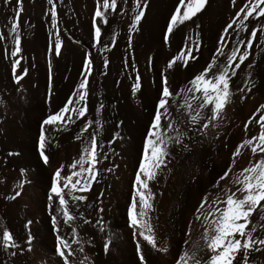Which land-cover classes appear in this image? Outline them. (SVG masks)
<instances>
[{
	"label": "bare ground",
	"instance_id": "obj_1",
	"mask_svg": "<svg viewBox=\"0 0 264 264\" xmlns=\"http://www.w3.org/2000/svg\"><path fill=\"white\" fill-rule=\"evenodd\" d=\"M54 2L63 43L59 57H51L53 92L50 105L45 103L49 83L48 49L55 37L51 34L47 0H22V65L29 71L20 85L12 82L10 64L3 58L4 49L10 44L8 41L0 42V220L25 248L22 254L15 257H8L0 250V261L6 260L8 264H57L54 235L45 211L46 193L51 172L60 163L67 164L78 156L79 142L72 139L74 132L57 134L58 147L49 149L50 164L43 166L36 151V138L41 118L49 110L62 106L79 83L82 59L85 53L91 52L94 66L89 78L88 119L97 117L95 110L102 102L104 108L100 109L99 118L103 129L100 138L108 151V159L103 160L99 167H108L112 171H105L99 183L93 185V191L88 193L89 202H93L94 196L102 191L103 196L97 203L104 209L98 214L89 210L93 224L97 215L102 218L104 232L101 233L98 226H84L94 241V247L88 251L94 257L95 264H138L135 240L127 225L126 209L142 140L157 97L158 75L164 70L167 60L184 48L188 35L197 32L201 37L200 52L196 53L198 59L190 60L187 68L168 71L167 76L170 84L178 87L201 70L211 59L222 27L244 0H237L236 6L230 0H207L204 9L193 17V21L174 30L166 46L162 42V35L179 0H148L139 31L132 34L131 48L127 38L131 0L127 5L118 0L125 11L112 13L108 24L100 25L102 37L99 45L93 39L92 29L96 0ZM13 10L12 3L5 6L0 0V33L7 31L6 25ZM252 26H256L254 21ZM114 32L117 34L115 45L111 42ZM244 35L246 33L241 34L242 37ZM105 44L108 45L106 51L103 47ZM105 59L109 61L107 68L104 67ZM220 59L223 60V57ZM249 61L253 63L251 69L247 68ZM133 64L135 69L131 67ZM241 68L243 71L238 69L237 77L233 78L235 84L244 87V81L251 79L255 87L243 101L239 100L240 93L237 92L234 102L225 110L224 121L215 130L217 135L210 133L206 139L197 136L198 140L203 141L202 144L190 145L191 151L188 152L177 151L154 186L156 211L152 223L158 242L167 241L169 252H155L142 243L146 264H174L194 207L203 193L213 191L212 183L229 163L235 145L245 138L244 122L260 103H264V47L261 46L260 33ZM137 74L142 78V88L133 97L130 86ZM118 121H123L118 130L122 139L110 144L109 138ZM257 131L258 125L250 124L247 135L250 137ZM10 152L19 155L10 156ZM250 158V151L242 149L233 172L247 166ZM20 169L25 170V177L20 176ZM23 178L30 183L25 184L21 195L14 200L5 199L14 195L16 183ZM29 234L33 237L31 251L27 250L26 244ZM198 236V225L193 223L191 239L196 240ZM108 238L111 243L109 251L105 253L103 242Z\"/></svg>",
	"mask_w": 264,
	"mask_h": 264
},
{
	"label": "snow or ice",
	"instance_id": "obj_2",
	"mask_svg": "<svg viewBox=\"0 0 264 264\" xmlns=\"http://www.w3.org/2000/svg\"><path fill=\"white\" fill-rule=\"evenodd\" d=\"M230 2L237 5V0ZM9 3L14 5L13 15L7 22V31L0 33V42L8 41L10 44L4 49L3 58L10 64L12 82L20 85L29 71L22 65L23 37L20 17L23 7L22 0H3L5 6ZM122 3L127 5L128 0H122ZM206 3L207 0H179L166 22L162 35L163 44L168 45L174 30L188 21H193V17L204 9ZM47 4L51 34L55 37L53 45L48 49L49 83L45 103L50 105L53 92L51 57H59L63 42L57 5L54 0H47ZM147 7L148 0H131L130 23L127 28L129 48L132 47V34L139 31ZM118 10L122 13L125 11L118 4V0H96L92 29L97 45L101 44L100 25L108 24L109 16ZM253 21L256 26H252ZM242 33L246 35L242 37ZM258 33L261 46L264 47V0H244L242 6H237L232 18L222 27L211 59L201 70L178 87H173L167 76L168 71L187 68L190 60L198 59L196 53L200 52L201 37L197 32L188 35L184 48L167 60L164 70L159 73L156 81L157 97L142 140L126 209L127 225L135 240L138 264H146L142 243L155 252H169L167 241L158 242L152 223L156 211L154 186L158 184V178L168 168L177 151L188 152L191 151L190 145L203 143L197 136L206 139L210 133L217 135L215 130L224 121L225 110L234 102L236 93H240L238 98L243 101L246 94L255 87L251 79H246L244 87H240L233 78L237 77L238 69L243 71L241 66L248 60ZM116 39L117 34L114 32L111 37L113 45ZM103 47L105 51L108 50L107 44ZM108 63L105 59V68ZM93 66L91 52L85 53L79 83L62 106L49 110L41 118L38 127L36 151L43 166L50 164L49 149L58 147L57 134L74 132L72 139L79 142L78 156L67 164L60 163L51 172L46 193L45 211L54 235L57 264H95L94 257L88 251L94 247V241L84 226H98L99 231L104 232L102 218L97 215L95 224L91 219V212L98 214L104 211L97 203L103 192L99 191L93 202H89L88 196L103 173L112 171L108 167H99L103 160L108 159V151L100 138L103 129L99 118L100 109L104 108L102 102L95 110L97 117L88 119L89 78L92 76ZM131 67L135 69L134 64ZM252 67L253 63L249 61L247 68ZM248 76H251L250 72ZM141 88L142 78L137 74L130 86L131 96L135 97ZM122 124L123 121H118L114 125V131L109 138L110 144L122 139L118 131ZM250 124L258 125V131L249 137L247 132ZM243 127L245 138L235 145L229 163L212 183L213 191L203 193L194 207L174 264H264V103L259 104ZM242 149L250 151L251 158L247 166L233 172L236 158L242 155ZM9 155L19 153L10 152ZM20 176H26L24 169H20ZM222 181L226 182L222 184ZM26 183L30 181L26 178L19 179L14 195L6 196L5 199L14 200L19 197ZM193 223L198 225L199 236L196 240L191 239ZM32 240L33 237L29 234L26 239L28 251H31ZM110 243V238L104 240L105 253L109 251ZM0 250L8 257H15L25 251L24 246L2 220ZM0 264L8 262L0 261Z\"/></svg>",
	"mask_w": 264,
	"mask_h": 264
}]
</instances>
